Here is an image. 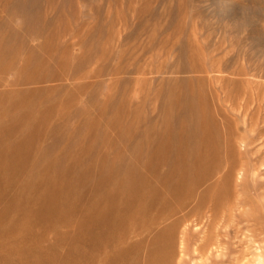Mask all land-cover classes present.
<instances>
[{"label": "rangeland", "instance_id": "rangeland-1", "mask_svg": "<svg viewBox=\"0 0 264 264\" xmlns=\"http://www.w3.org/2000/svg\"><path fill=\"white\" fill-rule=\"evenodd\" d=\"M263 229L264 0H0V264H252Z\"/></svg>", "mask_w": 264, "mask_h": 264}, {"label": "bare ground", "instance_id": "bare-ground-1", "mask_svg": "<svg viewBox=\"0 0 264 264\" xmlns=\"http://www.w3.org/2000/svg\"><path fill=\"white\" fill-rule=\"evenodd\" d=\"M243 91V90H242ZM246 96V95H245ZM246 98V97H245ZM243 105V104H242ZM242 113V112H241ZM250 120V119H249ZM257 124V123H256ZM248 125V124H247ZM228 171V170H227ZM224 173L226 174V172L224 171ZM244 199V198H243ZM237 200V199H236ZM234 204V203H233ZM232 207V206H230ZM251 212V211H250ZM249 217V216H246ZM244 216V218L241 220V222H239L238 224H243L241 227L238 228V230L236 232H238L241 236L246 237L249 233L251 236L252 234H256L255 233V225H254V218L250 219V218H246ZM257 220V219H256ZM237 224V225H238ZM261 224V223H260ZM257 225V222H256ZM212 227V226H211ZM261 227V226H260ZM259 227V228H260ZM214 228V227H212ZM232 228V227H231ZM235 228V227H234ZM210 229V228H209ZM214 230V229H211ZM264 230V229H263ZM261 230L259 231L260 234L264 233V231ZM263 231V232H262ZM236 232H234L236 234ZM208 234V235H207ZM207 238L203 239V241L200 243L201 245L198 247H195L194 249V253L196 252L197 254L200 253H207L206 257L204 255V260L199 261L197 264H221L222 262H224L225 260H227L228 255L226 252L223 251L222 247L223 245H228L230 243V240L228 239V241H225L224 243H222L221 240L218 239L219 234H213V232L211 233H207ZM238 234V235H239ZM249 235V236H250ZM258 235V234H257ZM264 235V234H263ZM254 236V235H253ZM137 239V238H136ZM240 239V238H239ZM233 240V239H232ZM263 240V239H262ZM144 241V240H143ZM214 241V242H212ZM240 241V240H239ZM212 242V243H211ZM215 244V245H214ZM223 244V245H222ZM238 245V244H237ZM213 246V247H212ZM264 246V245H263ZM238 249V248H237ZM254 254L252 256H254V259L252 261V264H264V249L260 248L259 245L258 247H254ZM236 254V253H235ZM230 256V255H229ZM235 256V255H234ZM233 256V257H234ZM199 257V256H198ZM230 258V257H229ZM195 260V259H194ZM238 260V259H237ZM232 263V262H231ZM251 264V263H250Z\"/></svg>", "mask_w": 264, "mask_h": 264}]
</instances>
